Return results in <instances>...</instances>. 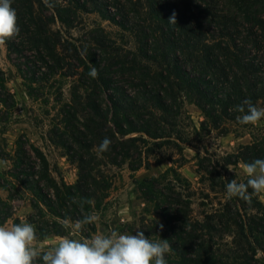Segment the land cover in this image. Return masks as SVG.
I'll use <instances>...</instances> for the list:
<instances>
[{
  "label": "trees",
  "instance_id": "1",
  "mask_svg": "<svg viewBox=\"0 0 264 264\" xmlns=\"http://www.w3.org/2000/svg\"><path fill=\"white\" fill-rule=\"evenodd\" d=\"M178 1L148 0L144 14L136 0H12L20 31L5 42L9 59L12 53L18 55L15 66L29 97L39 89L56 88L61 120L52 129L53 143L66 149L79 172L74 184L58 181L39 147L18 140L11 153L2 139L0 158L9 161L11 168L0 172V191L8 194L3 198L0 193V225L13 218L14 202L28 194L31 212L23 220L14 219V224L31 223L38 241L67 237L71 231L64 227L65 220L74 224L106 206L112 182L101 173L105 164L128 165L134 173L164 161L166 148L182 152V132L175 128L186 98L217 130L224 120L243 115L236 106L244 100L257 107L264 102V61L248 59L245 50L237 47L236 33H230L226 42L207 41L193 23L192 7L182 10ZM89 4L104 19L131 31L137 50L123 54L121 48L100 38L94 40V50H82L64 38L61 28H54L57 22L72 28L78 13L91 12ZM235 4L251 24L244 43L263 52L264 24H260L262 35L255 33V4L245 0ZM107 5L114 6L116 13ZM173 13L175 24L169 22ZM92 67L98 70V78L89 76ZM57 78L75 82L67 102L62 101ZM16 105L0 68V124L12 116ZM222 130L229 132L227 127ZM105 137L111 144L100 152ZM256 159H264V135L237 153L198 158L201 183H207L209 194L218 201L217 208L211 204L202 219L193 216L191 201L178 191L188 188L189 182L177 169L134 180L162 219L164 227L161 230L157 223V230L168 240L178 264H264V205L250 188V201L226 196L229 181L249 179L234 173L237 166ZM82 228L87 239L96 232L95 223ZM34 264L43 261L37 258Z\"/></svg>",
  "mask_w": 264,
  "mask_h": 264
},
{
  "label": "rangeland",
  "instance_id": "2",
  "mask_svg": "<svg viewBox=\"0 0 264 264\" xmlns=\"http://www.w3.org/2000/svg\"><path fill=\"white\" fill-rule=\"evenodd\" d=\"M136 1L139 3V9L147 14L148 0ZM245 1H248L250 5L255 4V33L262 35L260 24H264V2L261 0ZM178 2L182 10L188 9L187 6L192 7L194 11L191 15L193 23L196 28L202 30L207 41L226 42L230 33H236L238 34L237 47L245 50L248 59H255L257 62L264 61V50L258 53L257 47L254 48L243 41L247 34V28H250L251 24L244 13L238 9L235 0H179ZM108 7L112 13H116L114 6ZM88 8L91 12L78 13L72 28H63L58 22L54 28H61L64 38L82 50H94V40L97 38L105 40L109 45L121 48L123 54L137 50L138 44L131 31H125L104 19L101 14L95 11L92 4H89ZM259 14L260 16H257ZM62 53L67 55L66 51H62ZM17 59L18 55L13 53L10 54L9 59L6 45H0V68L6 73L7 87L17 102L12 116H8L7 121L0 124V145L4 139L7 150L13 153L18 140L34 144L44 152L49 160L54 178L58 181L63 179L69 185L74 184L78 179V164L70 160L66 149L53 143L55 136L52 129L61 120V117L57 116L59 104L56 98L59 95L55 93L56 88L39 89L34 97H29L24 80L15 66L18 62ZM57 80V87L61 88L63 103L69 101L72 97L74 80L62 78H57ZM46 100L49 101L48 104H45ZM258 108H264V102H260ZM177 121L178 127L175 129L182 132L184 141V143H180L182 152L179 153L174 148H166L163 154L164 161L161 163L152 162L149 168H142L134 173L129 170L128 165L115 167L105 164L100 168L101 173L108 181L112 182V189L109 199L105 202L106 206L95 213L98 217L94 222L96 232L87 239L84 237L86 231L83 228L76 232L70 229L71 233L67 238L84 241L90 240L95 235H108L115 230L120 234H135L136 231H143L145 236L153 241L162 239L160 230H157V223L160 224L162 219L155 213L153 204L143 198L134 180L141 181L145 178L160 177L172 168L177 169L179 174L189 182L188 188L184 186L178 191H182L191 201V210L195 218L202 219L206 213L211 211L213 205L217 208L218 201L212 194H209L207 183H201V177L198 174V158L207 155L220 158L237 153L241 146L250 144L254 138L264 135V118L255 125L240 124L237 119L224 120L221 128L217 130L194 101L186 98ZM222 127H227L229 132L224 134ZM172 136L175 137L176 134H172ZM181 164L182 166L178 168ZM242 165L239 164L234 172L238 177L246 176ZM10 168L11 163L0 158V172ZM230 169L233 168L230 167ZM0 193L3 198L8 195L3 190ZM208 194L210 197L206 198ZM257 195L259 201L264 205V194ZM21 197L14 202L15 214L13 218L7 221L4 226L14 224V219L17 218L25 219L31 212L29 195L22 194ZM72 225L74 226V224ZM61 238L65 237H50L38 241V244L47 250ZM258 258L263 259L262 254H259ZM165 260L167 264H178L171 253L165 254Z\"/></svg>",
  "mask_w": 264,
  "mask_h": 264
},
{
  "label": "clouds",
  "instance_id": "3",
  "mask_svg": "<svg viewBox=\"0 0 264 264\" xmlns=\"http://www.w3.org/2000/svg\"><path fill=\"white\" fill-rule=\"evenodd\" d=\"M49 6L54 5L49 2ZM169 22L175 24V13ZM19 31L12 0H0V45L17 36ZM98 75V70L92 67L89 76L95 79ZM236 111L243 113L236 118L240 124L255 125L264 118V108H258L250 99L237 105ZM110 144L111 140L105 137L99 145V151H107ZM242 169L249 179L246 183H238L235 179L229 181L226 196L229 199L239 197L250 201L249 188L254 194H264V159L244 163ZM97 219L95 213L85 214L74 226L65 220L64 227L76 232ZM163 227L160 224L161 230ZM170 252L171 246L166 239L153 241L143 231L120 234L115 230L108 235H95L84 241L61 238L45 250L39 246L37 230L31 223L0 225V264H34L37 258L42 259L43 264H167L165 254Z\"/></svg>",
  "mask_w": 264,
  "mask_h": 264
}]
</instances>
